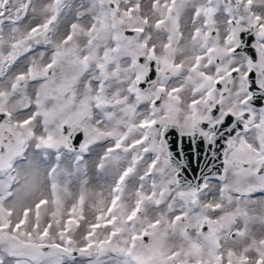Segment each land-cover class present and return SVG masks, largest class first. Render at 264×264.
Returning a JSON list of instances; mask_svg holds the SVG:
<instances>
[{"label":"snow or ice","instance_id":"snow-or-ice-1","mask_svg":"<svg viewBox=\"0 0 264 264\" xmlns=\"http://www.w3.org/2000/svg\"><path fill=\"white\" fill-rule=\"evenodd\" d=\"M0 264H264V0H0Z\"/></svg>","mask_w":264,"mask_h":264}]
</instances>
